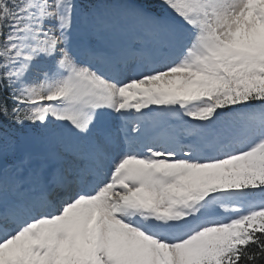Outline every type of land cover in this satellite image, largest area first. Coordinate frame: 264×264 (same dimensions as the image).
I'll list each match as a JSON object with an SVG mask.
<instances>
[{
  "label": "snow or ice",
  "instance_id": "obj_1",
  "mask_svg": "<svg viewBox=\"0 0 264 264\" xmlns=\"http://www.w3.org/2000/svg\"><path fill=\"white\" fill-rule=\"evenodd\" d=\"M0 264H264V0H0Z\"/></svg>",
  "mask_w": 264,
  "mask_h": 264
}]
</instances>
